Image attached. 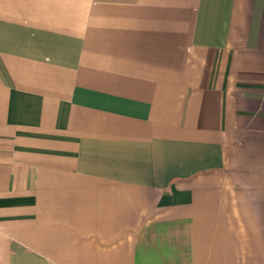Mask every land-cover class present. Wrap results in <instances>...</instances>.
Masks as SVG:
<instances>
[{"label":"crops","instance_id":"obj_1","mask_svg":"<svg viewBox=\"0 0 264 264\" xmlns=\"http://www.w3.org/2000/svg\"><path fill=\"white\" fill-rule=\"evenodd\" d=\"M0 264H264V0H0Z\"/></svg>","mask_w":264,"mask_h":264}]
</instances>
